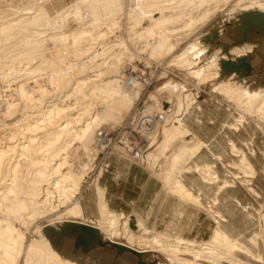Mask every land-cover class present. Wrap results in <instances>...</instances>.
I'll use <instances>...</instances> for the list:
<instances>
[{"label": "rangeland", "instance_id": "374dc122", "mask_svg": "<svg viewBox=\"0 0 264 264\" xmlns=\"http://www.w3.org/2000/svg\"><path fill=\"white\" fill-rule=\"evenodd\" d=\"M108 1L0 0V154L1 151L8 150L7 147L9 148V146L20 148L24 140L32 138L33 140L35 139V146L30 149L31 151H29L28 155L30 158L41 161L51 158L50 155L54 154L59 146L68 145V164L65 165L62 173L69 172L72 169L74 172L80 170L79 172L81 173H87L85 179H82V186L88 180L93 183L97 182L98 186H100L98 173L101 165L99 162L103 161L102 158L107 155L96 158L95 140L99 132L104 127L113 128V126L126 120L137 108L139 99L143 98L144 95L153 94L156 91L174 92L180 87H184L183 89H186V91L192 92V89H197L198 86H201L205 92L202 96H212L219 99L218 101L215 99V101L224 105L232 113L233 118L228 123V126L233 124L234 119L238 123L248 120L264 136V107H262V105L264 106V96L261 97L262 99L259 98L262 101L257 99L258 101L256 100L252 103V101L244 97V93L246 94L249 91L244 86L232 80L216 82L220 77L214 76L215 71L213 70L215 66L212 65L218 61L215 52L219 49V46L216 42L214 44L209 43L208 50H192L195 45L204 49L200 47L199 41L214 27L222 28L220 41L232 42L230 29L225 24L236 20L238 15L244 11V7L250 5L251 1L255 0H208L209 2L206 0L207 3L203 5L200 4L201 0H120L111 9L108 8L107 11L103 12V10H106L104 3ZM94 8L96 10L101 9L100 16L94 17L92 14ZM164 8L167 10H164ZM212 8L213 13L211 11ZM203 14L207 15H205V19L203 18ZM179 15H183L182 18H179V20L173 19V17ZM191 19L195 20L190 22ZM199 19H201V22ZM194 21L195 23H193ZM255 48V46H252V50L247 53V55H252V62L255 66V74L251 78V83L247 84L251 90L264 88V56L256 52ZM156 65H159L157 78L150 88H142L139 82L135 79L133 81L131 78L134 73H146L152 69V66ZM209 72L212 75L208 74ZM204 74L207 75V78ZM125 82L129 86H126ZM244 84H246V79ZM94 88L95 90L93 91ZM212 89H214V92ZM227 89L228 92L226 91ZM263 91L256 90L251 92L262 94L264 93ZM92 96H95L94 99L91 98ZM177 98L179 101L177 108L173 109V114L176 116L180 112L182 95L177 94ZM83 101L86 103L85 106L89 105L91 107L87 113H85V110H82ZM194 106L188 105L187 111ZM196 106H198V103ZM58 108H64V111ZM56 109L62 110V113L59 112V115V113H56L58 112ZM152 110L151 107L150 111ZM71 112L74 115H68ZM50 116L52 117L51 119ZM74 116H80L78 118L81 120H75V123L73 119L69 121ZM66 117L70 118L67 119ZM93 119L95 120L93 122L94 128L91 127L86 134H78L77 136L80 138L76 139L78 137L74 133L77 125L78 128L84 127L85 123ZM102 119H104L103 123ZM65 124L69 126H66L68 134H60L61 132H58L59 135L57 133L55 136L48 135L53 128H59V125L62 127ZM252 135L255 134H250L248 138ZM55 137L58 138L56 139ZM150 140L151 147L143 153V156L146 155L145 162H141L140 160L135 161L148 166L152 174L162 182L166 191L177 197L181 202L185 203L177 195L178 193L174 185L178 179L183 182L181 178L183 172L197 173L208 183L219 180L217 171L212 167H210L212 177H215L209 180L206 179L207 176H205V172L203 173V169H205L206 165L210 166L209 163L200 164L192 161L193 157L201 150L204 144L180 118L175 117L171 119V116H167L164 122H158L157 129L150 134ZM229 143H231L228 144L229 153L232 151V153L239 156V159L235 157L233 160V166L247 174V176L249 175V178L252 177L246 183L249 186L246 185L249 192L241 187L249 196H251L250 194H258L253 184L257 185L260 190H264V186L256 182L259 175L263 178L262 158L259 155L249 156L244 153L241 148L242 144L238 146L233 140H230ZM257 146L261 150L264 149V146L258 144ZM20 151L19 149L15 152L8 151V158L5 160V166L2 169L4 173L0 177V212L2 211L0 221L12 224L15 229L25 235V240L22 241L17 253L9 251V249L0 248V254L3 257L9 256L14 260V264H25L24 257L26 250L35 240H40L38 229L45 234L44 230L46 226L57 227L66 221H82L90 225L93 224L95 227L99 226L102 221L100 213H98L96 218L89 219L86 216L69 215L67 209L71 203L79 200V194L82 189L73 198V202L62 204L52 184L53 181L49 183L52 195L47 199L46 207L43 210L29 208L27 201L20 197L23 193L21 189L18 192L20 194L18 197L11 196L8 189H6L9 183H11L8 164L10 163L9 166H11L13 163H16L14 160L20 162L19 159L23 160V158L24 163L27 164L26 155L23 152L21 154ZM61 153H63V156H66L64 154V147ZM177 154H182L179 162L174 161V156ZM122 156L128 158L125 154ZM219 156L225 161L220 154ZM257 156L260 158L258 167L252 160L253 157ZM243 157L245 161H248L249 165L246 164L247 161H243ZM72 162L74 163L72 167L75 169L70 167ZM20 163V174L24 175V177L26 175L27 179L31 178L33 171L27 169L28 167L23 161ZM245 166L251 167H248V169ZM222 170L224 171V176L222 177V181H220V190L225 189L221 188V186L226 182V184L231 185L230 187H236L237 185L234 186L226 179L225 170L223 168ZM165 172L173 173L171 174L172 176L168 177V181L165 180ZM27 173L29 174L28 177ZM101 173H103V168L101 169ZM234 175L237 176L238 173L234 172ZM189 189L198 195L202 202L204 201L205 206H207L206 201L211 199L213 205L210 209L216 210L218 218L224 219L225 222L222 212L217 209L219 204L218 196L213 195L203 200L201 192L195 193L192 188ZM172 190L175 191L173 192ZM251 198L252 202L248 211V217L254 221V228L244 236L234 237L238 238L243 245H246L253 253V256L244 252H237V255L245 264H264V213L260 212V229L258 230L253 214L250 213L251 207L255 206V200L252 196ZM116 212L119 213L117 221L119 224L116 222L118 234L114 236V239L120 244L132 245L137 250H143L144 246H142L140 239L132 234L139 235L140 232L138 230L144 228L145 225L153 228L156 233L160 232L139 214H126L118 210ZM203 212L207 216L206 231L202 236L196 237L199 240L207 239L214 226L209 214L206 211ZM132 224L134 227H132ZM172 235L167 233L166 237L175 240L174 237H171ZM189 238H195V236ZM252 239L257 242L254 241V243L251 241ZM157 240L159 239L157 238ZM171 240H169V243H173ZM169 253L163 251H160V253L147 252L144 253L141 259L147 264L151 262H155L156 264H176V259ZM60 255L78 264H140L141 260L130 252L119 253L112 246H106L89 253H84L81 250L75 252L73 240L66 242ZM221 255L226 257L225 254ZM187 257L191 258L189 255ZM225 257H222V260H225L224 263L230 264L231 262H227L229 258L226 257L225 259ZM197 262L207 264V262Z\"/></svg>", "mask_w": 264, "mask_h": 264}, {"label": "bare ground", "instance_id": "6f19581e", "mask_svg": "<svg viewBox=\"0 0 264 264\" xmlns=\"http://www.w3.org/2000/svg\"><path fill=\"white\" fill-rule=\"evenodd\" d=\"M120 0H109L107 3H104V8L107 9H111V7H113L114 4H116L117 2H119ZM200 1V0H199ZM211 1V0H210ZM216 1V0H214ZM219 1V0H218ZM221 1V0H220ZM246 1V0H245ZM201 5H203L204 3L209 2L207 0H201L200 1ZM203 2V3H202ZM244 2V1H243ZM218 3V2H216ZM249 3V2H248ZM179 4V3H178ZM199 4V6H200ZM209 4V3H208ZM224 4V3H223ZM211 5V3H210ZM216 5V4H215ZM239 5V4H238ZM150 6V5H149ZM214 6V5H213ZM217 6V5H216ZM245 6V5H244ZM243 6V7H244ZM95 7V6H94ZM215 7V6H214ZM219 7V6H218ZM209 8V6H208ZM253 8H257V9H253ZM217 9V7H216ZM260 10V11H264V0H255V1H251L250 5L245 6L244 7V11H248V10ZM101 10V9H100ZM100 10H96V8H94L92 10V14L94 15V17L98 16L101 11ZM162 10V9H161ZM160 10V11H161ZM164 10H167L164 8ZM207 10V9H206ZM212 13L213 8H212ZM157 13V12H156ZM162 13V12H161ZM160 13V14H161ZM211 13V14H212ZM109 14V13H108ZM114 14V13H113ZM119 14V13H118ZM155 14V13H154ZM207 14V11H206ZM205 14V15H206ZM38 15V14H37ZM204 15V14H203ZM205 15H204V19H205ZM100 16V15H99ZM107 16V15H106ZM152 16V15H151ZM183 15H179L176 17H173V19L175 20H179V18H182ZM201 16V15H200ZM207 16V15H206ZM153 18V17H151ZM171 19V20H173ZM203 19V20H204ZM155 20V19H154ZM169 20V21H171ZM192 20L195 19H191L190 22H192ZM198 20V19H197ZM201 22V19H199ZM83 21V20H82ZM136 22V21H135ZM180 22V21H179ZM198 22V21H196ZM94 23V22H93ZM138 23V22H137ZM195 23V21L193 22ZM103 24V23H102ZM115 24V23H114ZM197 24V23H196ZM36 25V24H35ZM191 25V24H189ZM107 26V25H106ZM168 26V25H167ZM166 26V27H167ZM113 29V28H112ZM160 30V29H159ZM162 30V29H161ZM160 32V31H159ZM112 33V32H111ZM168 33V32H167ZM174 33V32H173ZM103 34V33H102ZM104 35V34H103ZM88 38V37H87ZM138 41V40H137ZM151 41V40H150ZM164 42V41H163ZM200 43V47L204 48L201 49L198 46H194V48L192 50H208L209 45L208 43H206L205 41H203V39L201 41H199ZM247 45V46H245ZM239 47H235L232 49L231 54L233 59L237 58V57H243V56H250L247 55L248 52H250L252 50V46L254 47V45L252 44H245ZM252 45V46H250ZM169 46V45H168ZM192 47V46H191ZM168 48V47H167ZM254 51V48H253ZM172 52V51H171ZM205 52V51H204ZM217 56H216V55ZM215 56L216 59L218 60L217 62L213 63L212 65L215 66L214 70V76H220L219 75V69L220 68V63H219V57H220V48L215 52ZM115 55V54H114ZM185 56V55H184ZM117 57V56H116ZM224 58H227L226 56ZM183 59V58H182ZM114 60V59H113ZM187 62V61H186ZM115 64V63H114ZM106 67V66H105ZM121 67V66H120ZM115 69V68H114ZM119 69V68H118ZM75 70V69H74ZM143 70V69H142ZM149 70V69H148ZM147 70V71H148ZM211 71V70H210ZM207 72V71H206ZM205 72V74H206ZM139 73V72H138ZM213 73V72H212ZM99 74V73H98ZM142 74V73H141ZM207 78V75H205ZM208 74H211L210 72ZM117 75V74H116ZM212 75V74H211ZM119 76V75H118ZM121 77V76H120ZM213 78V76H211ZM210 78V77H208ZM216 78V77H215ZM220 78V77H219ZM217 79L216 82H224L227 80H232L233 82L244 86L246 89H248L249 91H247V93H244V97H246L249 101H256L257 99L260 100L259 98H261L262 96H264V93L260 94V93H255V92H251V91H256V90H264V88H259V89H255V90H251L249 89L247 84H243L242 82H238L236 80H234L233 77H230L228 79L225 80H220ZM88 79V78H87ZM122 79V78H121ZM214 79V78H213ZM97 80V79H96ZM94 80V81H96ZM126 80V79H125ZM206 80V79H205ZM209 80V79H208ZM98 81V80H97ZM111 81V80H110ZM92 82V81H91ZM108 82V81H107ZM206 82V81H205ZM245 82V80H244ZM83 83V82H81ZM90 83V82H88ZM91 84V83H90ZM98 84V83H97ZM104 84V83H103ZM126 86L128 83H126ZM93 86V85H92ZM126 86L124 85V87L126 88ZM222 86V85H221ZM58 88V87H57ZM105 89V88H104ZM224 89V88H223ZM75 90V89H74ZM73 90V91H74ZM95 90V88L93 89V91ZM243 90V89H242ZM225 91V89H224ZM228 92V89L226 90ZM231 92V91H230ZM264 92V91H263ZM89 94V93H88ZM96 94V93H95ZM87 95V93H86ZM94 95V94H93ZM101 95V94H99ZM243 95V94H242ZM237 96V95H236ZM89 97V96H88ZM95 97V96H94ZM94 97L92 96L91 98L94 99ZM117 97V96H116ZM240 97V96H239ZM90 98V97H89ZM122 98V97H121ZM126 98V97H125ZM243 98V97H242ZM67 99V98H66ZM87 99V98H86ZM92 99V100H93ZM262 99V98H261ZM91 100V99H90ZM257 100V101H258ZM262 101V100H260ZM84 102V101H83ZM105 102V101H104ZM243 102V101H242ZM264 102V101H263ZM246 103V102H244ZM243 103V104H244ZM259 103V102H257ZM85 102L84 105L82 106V110L86 111L85 113H87V111H90V106L86 105L85 106ZM90 104V103H89ZM256 104V103H254ZM260 104V103H259ZM74 105V104H73ZM76 105V103H75ZM245 105V104H244ZM77 106V105H76ZM93 106V105H92ZM250 106V105H249ZM70 107V106H69ZM79 107V105H78ZM96 107V106H95ZM251 107V106H250ZM257 107V106H256ZM261 107V106H260ZM262 107H264L262 105ZM67 108V107H65ZM55 109V108H54ZM59 110L62 108H58ZM69 109V108H68ZM257 109V108H256ZM261 109V108H260ZM259 109V110H260ZM263 109V108H262ZM57 110V109H56ZM56 113L61 112L62 110L64 111V108ZM75 110V109H73ZM252 110V108H251ZM49 111V110H48ZM257 111V110H255ZM262 111V110H261ZM260 111V112H261ZM50 112V111H49ZM54 112V110H53ZM62 113V112H61ZM67 113V112H65ZM84 113V114H85ZM246 113V112H245ZM264 113V112H263ZM49 114V113H48ZM51 114V112H50ZM55 114V113H53ZM247 114V113H246ZM47 115V114H46ZM45 115V116H46ZM56 115V114H55ZM60 115V113H59ZM68 115H74L72 112L71 114L69 113ZM79 115V114H78ZM81 115V114H80ZM98 115V114H97ZM53 116V115H52ZM82 116V115H81ZM80 117V116H78ZM77 116L75 117H69L71 121L72 119L74 120L73 122L75 123V120H78ZM85 117V116H84ZM29 118V117H28ZM48 118V117H47ZM52 117L50 116V119ZM67 118V117H66ZM67 118V119H69ZM95 118V116H94ZM242 118V117H241ZM27 119V118H26ZM54 119V118H53ZM65 119V118H64ZM66 119V120H67ZM85 119V118H84ZM97 119V118H95ZM38 120V119H37ZM42 120V119H41ZM45 120V119H43ZM81 119H79L80 121ZM29 121V120H28ZM27 121V122H28ZM48 121V119H47ZM95 120H91L87 123H85L86 125H84V127H80L78 128V125L76 127L75 133L76 136L78 134H86L91 127L94 128L93 126V122ZM98 121V120H97ZM40 122V121H39ZM46 122V121H45ZM52 122V120H51ZM72 122V123H73ZM104 122V119H102V123ZM67 123V121H66ZM70 123V122H69ZM68 124V123H67ZM77 124V123H76ZM75 124V125H76ZM80 124V123H78ZM100 124V123H99ZM98 124V125H99ZM38 125V124H37ZM36 125V126H37ZM69 125V124H68ZM68 125H64V126H60L53 128V130H51L48 135L50 136H55L56 133L57 135H59L58 132H61L60 134H64L67 133L68 131H66L68 128L66 126ZM95 125V124H94ZM39 126V125H38ZM53 126V125H52ZM101 126V125H100ZM69 127V126H68ZM26 128V127H25ZM29 128V127H28ZM47 128V126H46ZM67 128V129H66ZM37 129V128H36ZM35 129V130H36ZM39 129V127H38ZM179 129V128H178ZM30 130V129H29ZM28 130V131H29ZM94 130V129H93ZM92 130V131H93ZM174 130V128H173ZM182 130V129H181ZM70 131V129H69ZM95 131V130H94ZM40 132V131H39ZM44 132V131H43ZM73 133V131H71ZM167 132V131H166ZM180 132V131H179ZM24 133V132H23ZM69 133V132H68ZM67 133V134H68ZM168 133V132H167ZM170 133V132H169ZM175 133V130H174ZM178 133V132H177ZM22 134V133H21ZM34 134V133H33ZM66 134V135H67ZM73 134V135H74ZM10 135V134H9ZM14 135V134H13ZM23 135V134H22ZM35 135V134H34ZM33 135V136H34ZM154 135V134H153ZM29 136V135H28ZM70 136V135H69ZM67 136V137H69ZM84 136V135H83ZM86 136V135H85ZM89 136V135H87ZM14 137V136H13ZM23 137V136H22ZM30 137V136H29ZM78 137V136H77ZM56 138V137H55ZM58 138V137H57ZM56 138V139H57ZM76 138V137H73ZM80 137L76 138L79 139ZM8 139V138H7ZM27 139V138H26ZM63 139V137H62ZM68 139V138H67ZM82 139V138H81ZM84 139V137H83ZM82 139V140H83ZM90 139V138H89ZM88 139V140H89ZM35 140V139H34ZM32 138H29L27 140L23 141V144L20 145V148L17 146H9V148L7 147L8 150H3L1 151L0 154V177L1 174L4 173V171L2 170L3 167L5 166V160L8 158V151L11 152H15V151H19L22 152L26 155V163H24V158L23 160L19 159L20 162L23 161V163L25 165H27V169H31V171H33L31 173V175H33L31 178H26V175L24 177V175L20 174L19 168H20V162L14 160L16 163H13L11 166H9L8 164V173H10L11 175V183H9L8 187L6 189H8V192L11 194V196L13 197H18L20 194H18V192L20 191V189L22 190L21 192H23L20 197H22L23 199H25L27 201V204L29 206V208L31 209H44L46 207V203H47V199L52 195V191L49 189V183H51L54 185V188L59 196V199L61 200L62 204L64 203H68V202H73V198L80 193L81 189H82V179H85V175L87 176V173H81L78 170L77 171H73L70 170L69 172L66 173H62L63 168L65 167V165L68 164V160L67 158V148L68 145H61L59 146L58 149L55 150L54 154L52 153L50 157L51 158H46L44 160H35L34 158H30L29 151H31L30 149L33 148L35 146V141ZM60 140V139H59ZM11 141V140H10ZM51 141V140H49ZM61 141V140H60ZM80 141V140H79ZM14 142V141H13ZM59 142V141H58ZM58 142H56L58 144ZM11 143V142H10ZM22 143V142H21ZM42 143V142H41ZM53 143V142H52ZM72 143V142H71ZM46 144V143H45ZM49 144V143H48ZM82 144V143H81ZM12 145V144H11ZM73 145V144H72ZM38 146V145H37ZM47 146V145H46ZM56 146V145H55ZM50 147V145H49ZM48 147V148H49ZM64 147V151L66 154V156H63L62 149ZM84 147V146H83ZM182 147V146H181ZM233 147V146H232ZM47 148V149H48ZM200 149V148H199ZM54 151V150H53ZM191 151V150H190ZM19 152V153H20ZM35 152V151H33ZM18 153V154H19ZM49 153V152H48ZM13 154V153H12ZM31 154V152H30ZM194 154V153H193ZM28 155V156H27ZM36 155V154H35ZM40 155V154H39ZM11 156V155H9ZM14 156V155H13ZM16 156H17V152H16ZM23 156V155H22ZM34 157V155H32ZM45 156V155H44ZM70 156V155H69ZM191 156V155H190ZM246 156V155H243ZM182 157V154H177L174 156V161L175 162H179L180 158ZM247 157V156H246ZM14 159V157H12ZM54 158V159H53ZM191 158V157H190ZM244 158V157H243ZM242 158V159H243ZM17 159V158H16ZM42 159V158H41ZM189 159V158H188ZM9 160V159H8ZM70 161V160H69ZM72 161V160H71ZM245 161V158L244 160ZM247 161V160H246ZM245 161V162H246ZM12 162V160H11ZM174 162V163H175ZM242 162V161H241ZM7 163V162H6ZM244 163V162H243ZM70 164V163H69ZM73 162L72 164H70L72 167L73 166ZM246 164L249 165L248 161L246 162ZM243 165V164H242ZM24 166V165H23ZM209 166V165H208ZM207 165L205 166V169H203V173L206 174L205 176H207L206 179H210V178H214L215 176L212 177V171L210 170L211 166L208 167ZM244 166V165H243ZM196 167V166H195ZM246 167V166H245ZM251 167V166H248ZM246 167V168H248ZM74 168V167H72ZM170 168V167H169ZM190 168V167H189ZM75 169V168H74ZM188 169V168H187ZM198 169V168H196ZM249 169V168H248ZM253 169V168H252ZM23 170V169H22ZM198 171V170H197ZM246 171V170H245ZM19 172V173H18ZM171 172V171H170ZM174 172V171H173ZM201 172V170H200ZM90 173V172H89ZM215 174V172H213ZM7 174V173H6ZM28 174V173H27ZM173 174V173H171ZM169 172H165V180L168 181V177L171 175ZM30 175V176H31ZM29 176V174L27 175V177ZM172 176V175H171ZM100 180V179H99ZM170 180V179H169ZM2 181V180H1ZM206 182V181H205ZM175 190L178 193L177 195L180 196V198L185 202V204L194 206L196 208H200L203 211H206L209 214V217L211 218L214 226L210 232V235L207 239L205 240H199L196 237L195 238H189V237H185L182 236L181 234H173L171 237H174L175 240H171L169 239L170 237H166L167 233L166 232H157L154 231L153 228H149L147 225L144 226V228L139 229L138 231L140 232L139 235H135V234H131L134 235L136 238L140 239V242L142 243L143 250H137L135 249L132 245H129V247L135 249L138 252L142 253V256L144 255V253L147 252H159L163 251V252H170L169 254H172L174 256V258L176 259V264H200L197 261H201V262H207V264H226L224 263V261L222 260V256L221 254H225L226 257L229 258V261L227 262H231L230 264H245V262L237 255V252H244L246 254H249L251 256H253V253L250 251V249L246 246L243 245L241 243V241L238 238H235L234 236H232L225 228L224 226H222V223L224 222V219H220L217 216V213L214 210H211L210 208H207V206L204 205V203L201 201V199L199 198L198 195L194 194L180 179H178L177 181H175ZM227 183V182H226ZM224 184L223 186H221V188H227L230 187L231 185L229 184ZM7 186V185H6ZM4 190V189H3ZM174 190V191H175ZM7 191V190H6ZM173 191V190H172ZM173 191V192H174ZM97 193H98V197H99V215L100 218L102 219L101 224L99 226H97L96 228H98L100 230V232L102 233L103 236H105V239L107 240H112L114 242V236H116L118 234V226H116V222L118 221V215L119 213L116 212V209H113L110 207L108 200H107V190L104 186L100 185L97 187ZM7 194V193H5ZM176 195V196H177ZM215 200V199H214ZM20 202V201H19ZM215 203V202H214ZM26 206V205H25ZM52 207V205H51ZM214 208V207H213ZM34 209V210H35ZM39 211V210H38ZM47 211V210H46ZM53 211V210H52ZM2 212V211H1ZM0 212V214H1ZM27 212V211H26ZM32 212V211H31ZM67 212L69 215H76V216H80V217H85L84 214V210L83 207L81 205V203L79 202V200L71 203L69 205V208L67 209ZM26 214V213H25ZM28 214V213H27ZM31 215V214H30ZM122 215V214H121ZM32 216V215H31ZM1 217V216H0ZM33 217V216H32ZM3 218V217H2ZM261 218V217H260ZM263 218V217H262ZM4 219V218H3ZM25 219V218H24ZM87 221V220H86ZM223 221V222H222ZM7 222V221H6ZM68 222V221H66ZM71 222H78V221H71ZM81 223H86V222H82L79 221ZM88 222V221H87ZM118 223V222H117ZM127 223V222H125ZM119 224V223H118ZM93 225V224H92ZM149 225V224H148ZM125 226V225H124ZM117 227V228H116ZM128 227V226H127ZM137 229V228H136ZM126 230V229H125ZM39 235H40V240H35L33 243H31L30 247L26 250V254H25V264H78L75 261H72L68 258L62 257L60 255V252L57 251L55 248H53L50 240L46 237L45 234H43V232L38 229L37 230ZM105 234V235H104ZM130 234V235H131ZM123 236V235H122ZM263 236V235H261ZM256 237V236H255ZM131 239V237H129ZM157 238L159 240H157ZM127 239V238H126ZM133 239V238H132ZM173 241L169 243V240ZM257 239V238H256ZM25 240V235L15 229V227L10 224V223H5L4 221H0V248H4V249H9V251H12L14 253H17L19 250V246L22 244V241ZM131 241V240H130ZM253 241V239L251 240ZM255 241V240H254ZM253 241V242H254ZM264 241V239H263ZM257 242V241H255ZM254 242V243H255ZM147 248V249H145ZM149 248V249H148ZM3 250V249H2ZM168 254V255H169ZM187 255L191 256V258H188ZM22 256V254H21ZM222 256V257H221ZM221 257V259H219ZM225 257V259H226ZM259 258V256H258ZM234 259V260H233ZM173 263V262H172ZM0 264H14V260H12L9 256L3 257L2 254H0ZM156 264V263H155ZM203 264V263H201Z\"/></svg>", "mask_w": 264, "mask_h": 264}, {"label": "crops", "instance_id": "0c3cea01", "mask_svg": "<svg viewBox=\"0 0 264 264\" xmlns=\"http://www.w3.org/2000/svg\"><path fill=\"white\" fill-rule=\"evenodd\" d=\"M215 99L201 96L198 106L192 107L181 119L204 144L193 157V162L209 163L215 154H220L225 161H233L235 157L229 153V141L233 140L240 146L250 134L256 135V144L264 146V136L253 124H246L239 131L230 130L228 123L233 118L232 113ZM102 159L98 176L101 185L107 190L111 208L126 214H139L157 230L169 234L200 237L205 233L206 213L168 193L148 166L116 153H110ZM252 160L258 167L260 158L253 157ZM216 171L219 180L213 183L205 182L194 172H183L181 178L195 193L201 192L203 200L218 196L217 209L225 217L222 226L232 236H244L254 228V221L248 217L252 198L239 185L220 190L224 171L220 167ZM256 182L264 186L260 175ZM97 186V182L88 180L79 194V202L88 219L96 218L99 213Z\"/></svg>", "mask_w": 264, "mask_h": 264}, {"label": "built area", "instance_id": "2783aa9c", "mask_svg": "<svg viewBox=\"0 0 264 264\" xmlns=\"http://www.w3.org/2000/svg\"><path fill=\"white\" fill-rule=\"evenodd\" d=\"M158 68L159 65L154 67L152 66V69L148 72L143 74L134 73L131 78L133 81L135 79L139 82L142 88H150L157 78ZM183 88L184 87H180L174 92L156 91L153 94L144 95L143 98H140L137 108L126 120L113 126V128L104 127L99 132L95 140L96 158L99 156L103 157L104 155H108L110 153H117L119 155L125 154L128 158L145 162L146 155L143 156V153L151 147L150 134L157 129L158 122H164L165 117L167 116H171V119L175 117L182 119L187 112L188 105L196 106L202 94L205 93L201 86H198L197 89H192V92L186 91V89ZM213 90L214 89H212V91ZM177 94L182 95V103L178 116L173 114V109L177 108V103L179 102ZM218 100L219 99H217V101ZM165 102L168 103V106L166 109H163L162 107ZM151 107L153 109L152 111H150ZM246 124H249L248 120L238 123L234 119L233 124L228 127L232 130L238 131ZM241 148L242 151L249 156L259 155L262 158V173L264 179V149L261 150L257 146L256 135L249 137L248 140L242 144ZM140 151L142 152L139 153ZM230 154L239 159V156L232 153V151ZM232 162L233 161H223L219 155H213L212 161L209 162V164L215 171L218 167H222L225 170L226 179L229 180L231 184L234 186L240 185L247 191V180L252 177L249 178V175L247 176V174L234 167ZM234 172H237L238 175H234ZM253 185L258 191V194H250L255 200V206L251 207L250 213L253 214L256 226L259 230L260 212L264 213V190H260V188H258L255 184ZM206 205L210 208L213 205L212 200H207Z\"/></svg>", "mask_w": 264, "mask_h": 264}, {"label": "water", "instance_id": "95a60500", "mask_svg": "<svg viewBox=\"0 0 264 264\" xmlns=\"http://www.w3.org/2000/svg\"><path fill=\"white\" fill-rule=\"evenodd\" d=\"M230 29L232 42L220 41L222 33L221 27H214L210 32L202 38L206 43L216 44L220 48V80H225L233 77L234 80L246 84L251 83V78L255 74V68L252 63V55L237 57L233 59L231 51L235 47L245 44L254 45L255 51L264 56V11L248 10L241 12L236 20L227 22L225 24ZM227 58H224V57ZM167 103L163 104V109H166ZM132 227L134 225L132 224ZM45 235L50 240L53 247L61 252L67 241L73 240L75 252L81 250L84 253H89L106 246L116 248L119 253L130 252L140 259L142 253L135 249L114 242L106 240L100 230L93 225L81 222H64L57 227L46 226ZM140 264H146L140 260ZM151 264H155L152 262Z\"/></svg>", "mask_w": 264, "mask_h": 264}, {"label": "flooded vegetation", "instance_id": "af4514ba", "mask_svg": "<svg viewBox=\"0 0 264 264\" xmlns=\"http://www.w3.org/2000/svg\"><path fill=\"white\" fill-rule=\"evenodd\" d=\"M143 256H144V255H143ZM141 261L144 262L142 259H141ZM144 263H146V262H144ZM151 263H152V262H151ZM151 263H150V264H151ZM146 264H147V263H146Z\"/></svg>", "mask_w": 264, "mask_h": 264}]
</instances>
